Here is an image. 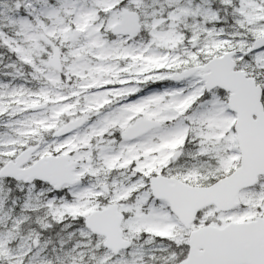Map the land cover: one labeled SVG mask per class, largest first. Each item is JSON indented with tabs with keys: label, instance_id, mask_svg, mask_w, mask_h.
Here are the masks:
<instances>
[{
	"label": "snow or ice",
	"instance_id": "1",
	"mask_svg": "<svg viewBox=\"0 0 264 264\" xmlns=\"http://www.w3.org/2000/svg\"><path fill=\"white\" fill-rule=\"evenodd\" d=\"M0 264H264V0H0Z\"/></svg>",
	"mask_w": 264,
	"mask_h": 264
}]
</instances>
